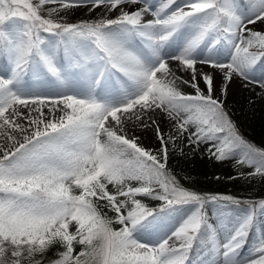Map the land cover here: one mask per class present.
<instances>
[{"label": "snow or ice", "instance_id": "obj_1", "mask_svg": "<svg viewBox=\"0 0 264 264\" xmlns=\"http://www.w3.org/2000/svg\"><path fill=\"white\" fill-rule=\"evenodd\" d=\"M257 87L264 0H0V264H264V198L169 166L264 182L226 109Z\"/></svg>", "mask_w": 264, "mask_h": 264}, {"label": "rangeland", "instance_id": "obj_2", "mask_svg": "<svg viewBox=\"0 0 264 264\" xmlns=\"http://www.w3.org/2000/svg\"><path fill=\"white\" fill-rule=\"evenodd\" d=\"M152 3H156L157 0H150ZM182 2V0H181ZM84 16L77 17V19H83ZM259 76V73H257ZM257 95L252 96L247 90L236 91L232 89L229 98L226 102V106L235 107L237 112L240 113V117L247 116L250 111L260 116L264 120V98L259 95V88H256ZM145 145L154 144L155 141H149L145 139L143 141ZM259 145H255L260 148H264V136H261ZM179 147L173 151L171 167L174 170L181 169L201 178L205 177H235L237 174V168L231 162L218 163L215 160H205L203 157L193 156L188 154V159L185 160L179 151ZM236 187L237 194L233 195L241 199H259L264 198V182L249 181L245 178H240ZM189 188V187H188ZM194 190L193 188H190ZM230 194V193H228ZM257 234H253L252 240L256 239Z\"/></svg>", "mask_w": 264, "mask_h": 264}, {"label": "trees", "instance_id": "obj_3", "mask_svg": "<svg viewBox=\"0 0 264 264\" xmlns=\"http://www.w3.org/2000/svg\"><path fill=\"white\" fill-rule=\"evenodd\" d=\"M226 109L236 124L239 133L247 141L254 145H259L261 136H264V120L252 111L247 116L240 117V113L237 112L235 107L226 106ZM172 154L173 152L170 153V167L173 161ZM174 174L185 187L193 188L195 191L205 194L230 193L228 195L233 196L237 194L236 187L240 179L224 176L201 178L192 174V172L181 169L174 170Z\"/></svg>", "mask_w": 264, "mask_h": 264}]
</instances>
